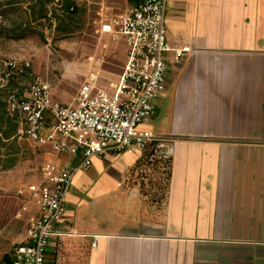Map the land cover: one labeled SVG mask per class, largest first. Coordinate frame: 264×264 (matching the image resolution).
I'll list each match as a JSON object with an SVG mask.
<instances>
[{
	"label": "crops",
	"instance_id": "crops-1",
	"mask_svg": "<svg viewBox=\"0 0 264 264\" xmlns=\"http://www.w3.org/2000/svg\"><path fill=\"white\" fill-rule=\"evenodd\" d=\"M72 1L94 16L96 33L122 42L124 66L123 38L101 34L100 26L124 14L128 3ZM56 7H47L52 28ZM165 25L169 46L188 52L179 61L168 54L164 90L138 129L174 138L168 184L142 173L141 151L92 156L73 175L44 264H264V0H172ZM8 61L0 63V76L10 73L0 88L1 132L7 133L0 134V173L12 177L9 188H18L15 220L22 228L13 238L24 244L27 219L37 214L28 188L39 183L42 165L76 166L80 156L55 155L52 142L30 141L7 114V95L25 96L41 77L31 74L29 60L28 68L17 61L20 71L7 70ZM27 75L23 89L12 88L13 76ZM119 75L109 90L86 83L113 92ZM49 88L53 102L74 104L76 97L56 101Z\"/></svg>",
	"mask_w": 264,
	"mask_h": 264
},
{
	"label": "built area",
	"instance_id": "built-area-1",
	"mask_svg": "<svg viewBox=\"0 0 264 264\" xmlns=\"http://www.w3.org/2000/svg\"><path fill=\"white\" fill-rule=\"evenodd\" d=\"M124 1L128 3L126 12L100 26L101 34L123 38L126 47L125 63L113 92L84 83L74 104L68 106L53 102L47 81L34 77L25 96L10 93L5 99L7 114L17 118L27 139L39 145L52 142L55 155L80 156L76 166L52 161L42 165L39 183L28 188L37 214L28 217L26 243L13 246L11 264H44L50 239L59 235L54 228L65 212V196L72 188L73 175L88 167L92 156L143 152L150 147L146 157L149 164L171 163L174 138L138 127L151 117L154 101L164 90L168 54L173 53L174 60L179 61L188 48L173 49L167 42L165 12L172 0ZM22 65L29 67L27 60ZM3 66L9 71L20 69L15 60ZM9 78L10 73L0 76V88L7 87ZM46 128L48 132L43 134ZM26 209L21 206L17 216Z\"/></svg>",
	"mask_w": 264,
	"mask_h": 264
},
{
	"label": "rangeland",
	"instance_id": "rangeland-1",
	"mask_svg": "<svg viewBox=\"0 0 264 264\" xmlns=\"http://www.w3.org/2000/svg\"><path fill=\"white\" fill-rule=\"evenodd\" d=\"M5 1L0 0V26L12 28L26 22L25 4L9 8ZM31 26L33 35L0 39V63L29 60L31 74L48 81L56 101L66 98L72 103L80 86L89 81L106 90L116 82L124 62V46L121 41L113 42L96 33L98 26L94 16L80 6L73 16V31L69 34L56 32L48 20ZM31 78L30 75L13 76L10 83L12 88L20 90ZM11 181L8 173H0V258L10 254L18 244L13 234L22 228L21 221L15 220L21 204L16 195L18 188H9ZM10 221H13L12 227L3 229Z\"/></svg>",
	"mask_w": 264,
	"mask_h": 264
},
{
	"label": "trees",
	"instance_id": "trees-1",
	"mask_svg": "<svg viewBox=\"0 0 264 264\" xmlns=\"http://www.w3.org/2000/svg\"><path fill=\"white\" fill-rule=\"evenodd\" d=\"M19 3L27 4L26 13H28L26 22L22 24H15L12 28H2L0 26V39L2 38H18L22 39L27 35H33L31 24H39L42 20H48L47 7L52 4H56V9L51 10V19L56 21L55 30L60 34H69L73 31V16L79 11V8L72 0H6L5 4L11 8ZM3 103L0 102V134L5 137L7 133L1 132V125L4 122V116L2 115ZM150 147H147L142 152V160L140 168L143 174L149 176L152 180L158 178L163 184H168L171 172V163L168 161L157 162L149 164L147 162V154ZM2 264H11L10 254H4L1 257Z\"/></svg>",
	"mask_w": 264,
	"mask_h": 264
}]
</instances>
